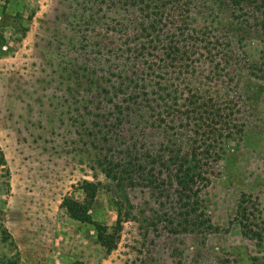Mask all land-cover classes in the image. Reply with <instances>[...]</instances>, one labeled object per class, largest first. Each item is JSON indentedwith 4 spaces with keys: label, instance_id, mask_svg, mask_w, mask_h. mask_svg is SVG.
<instances>
[{
    "label": "rangeland",
    "instance_id": "obj_1",
    "mask_svg": "<svg viewBox=\"0 0 264 264\" xmlns=\"http://www.w3.org/2000/svg\"><path fill=\"white\" fill-rule=\"evenodd\" d=\"M101 2L0 0V264H264V234L260 242L247 239L237 221L244 195L259 218L253 223L264 222V81L250 75L262 37L234 26L226 0H195L192 15L196 29L227 36L235 55L221 46L206 60L209 54L200 49L196 70L175 82L225 109L221 134L230 138L221 160H209L210 184L201 193L215 231H178L177 219L166 218L178 211L173 192L140 187L125 192L138 221L123 225L117 248L107 253L93 223L68 212L66 203L75 202L91 222L112 227L117 219L115 196L96 164L118 146L100 139L101 116L113 98L99 95L92 73L120 66L111 52L126 49L129 39L115 20L129 16ZM102 43L104 49L97 47ZM222 53L230 55L228 64ZM123 65L133 70L138 64ZM173 102L160 103L159 120L178 119L167 116L169 106L177 107ZM143 126L128 136L135 133L153 150L165 142L186 146L194 136ZM85 181L101 184L94 199L87 198Z\"/></svg>",
    "mask_w": 264,
    "mask_h": 264
},
{
    "label": "trees",
    "instance_id": "obj_2",
    "mask_svg": "<svg viewBox=\"0 0 264 264\" xmlns=\"http://www.w3.org/2000/svg\"><path fill=\"white\" fill-rule=\"evenodd\" d=\"M107 1L112 9L119 6L129 16L115 20V28H119V33L125 32L129 39L126 49L116 47L111 52L115 60L121 62L120 66L110 68L115 72L109 69L105 74L92 73L99 87V95L113 98L108 99L112 108L101 116L104 122L99 126L100 139L118 146L111 147L109 154L97 158L96 164L109 181L108 188L115 196L117 219L112 227L91 222L85 216V206L75 202L66 203L68 212L76 220L93 223L99 243L107 253H111L117 248L123 225L138 221L134 215L135 206L125 192L144 187L161 194L166 192L168 196L173 192L178 211L167 214L166 218L177 219L178 231L211 234L216 228L206 212L201 193L210 184L209 160H221L223 145L230 138L221 134V117L225 118V109H221L218 100L203 96L193 86H183V81L181 84L175 82L181 80L182 73L189 74L190 70H196L195 57L200 49L209 54L206 60L218 56L221 46L229 54L235 55V52L231 50L227 36L213 38L212 33L194 27L196 20L192 10L195 0ZM226 1L230 5L234 26L250 28L261 34L263 47L260 61L252 64L250 75L264 81V0ZM101 3H104L103 0ZM97 47L104 49L105 45L97 44ZM222 55L223 61L228 64L230 55ZM124 62L138 65L128 70L124 69ZM107 77L112 80H107ZM101 82L107 83L110 90L101 87ZM119 97L121 99L116 102L115 99ZM170 99L175 101L173 103L177 107L169 106L167 116L177 115L178 119L169 122L159 120L160 103H167ZM147 114H150L148 120ZM177 121H180L178 125ZM148 122L153 128L164 127L169 132L185 129L193 132L194 136L186 146L165 142L153 150L152 144L143 143L144 139L138 138L135 133L128 136L138 127L144 130L142 125ZM226 127L230 129L227 122ZM100 185L99 182L85 181L83 189L87 198L94 199ZM248 203L243 195L238 206L237 221L244 237L260 242L263 240L264 222L253 223L252 217L256 216L249 211Z\"/></svg>",
    "mask_w": 264,
    "mask_h": 264
}]
</instances>
